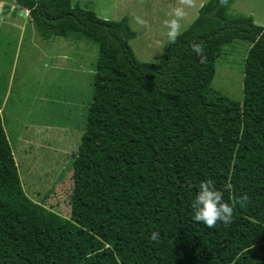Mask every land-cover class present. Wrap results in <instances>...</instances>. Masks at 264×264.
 I'll return each instance as SVG.
<instances>
[{
  "label": "trees",
  "instance_id": "obj_1",
  "mask_svg": "<svg viewBox=\"0 0 264 264\" xmlns=\"http://www.w3.org/2000/svg\"><path fill=\"white\" fill-rule=\"evenodd\" d=\"M13 1L44 40L87 38L98 56L77 152L57 149L60 127L44 123L46 136L12 145L0 111V264H264V25L233 13L235 0H208L150 62L130 44L128 17L73 0ZM237 40L250 44L239 99L212 85ZM29 145L41 166L75 152L70 218L44 203L57 181L40 201L23 185L16 155Z\"/></svg>",
  "mask_w": 264,
  "mask_h": 264
},
{
  "label": "rangeland",
  "instance_id": "obj_2",
  "mask_svg": "<svg viewBox=\"0 0 264 264\" xmlns=\"http://www.w3.org/2000/svg\"><path fill=\"white\" fill-rule=\"evenodd\" d=\"M73 1L107 19L128 17L136 31V37L131 39L130 44L137 57L154 62L166 50L171 35L182 32L192 24L199 8L208 0ZM24 11L13 0H0V108L8 136L14 144L19 142V136L31 133L35 134V139H39V136H46L41 132L46 130L41 123L53 124L60 127V134L55 138L57 149L60 148L59 142L63 141L71 151L77 152L85 130L83 119L87 116V102L93 97V71L89 68L97 62L98 45L74 35L44 40L29 12ZM231 11L252 15L257 24L264 25V0H235ZM249 47L250 44L241 40L228 46L227 52L216 63L212 83L214 89L229 97L241 98L244 85L242 61ZM17 120L22 127L15 133L19 127ZM14 128L17 129L13 132ZM47 134L49 136L48 131ZM68 139L75 142L74 146ZM12 147L16 152V147ZM29 147L32 149L25 150V154L19 150V156L16 155L21 161L20 166L23 165L20 168L22 178H26L23 185L34 200L40 201L35 194L39 193L42 197L45 189L57 181L55 192L50 198L45 197L44 203L70 218L65 199L67 190L70 189L69 195L72 193L73 182L69 180L68 170L75 152L64 162L55 154L53 166H41L36 161L34 145ZM20 153H23L21 158Z\"/></svg>",
  "mask_w": 264,
  "mask_h": 264
},
{
  "label": "clouds",
  "instance_id": "obj_3",
  "mask_svg": "<svg viewBox=\"0 0 264 264\" xmlns=\"http://www.w3.org/2000/svg\"><path fill=\"white\" fill-rule=\"evenodd\" d=\"M17 5H18V4H17ZM18 6H19V5H18ZM19 7H21V6H19ZM21 8H22V10L28 11V12H29L28 15H30V11H29V9H27V8H23V7H21ZM25 11H24V12H25ZM1 110H2V109L0 108V111H1ZM2 117H3V116H2ZM3 122H4V121H3ZM9 140H11V138H9ZM10 142H11L12 145H14L12 141H10ZM14 147H15V146H14ZM14 152H15V150H14ZM16 159H17V158H16ZM17 160H18V159H17Z\"/></svg>",
  "mask_w": 264,
  "mask_h": 264
}]
</instances>
